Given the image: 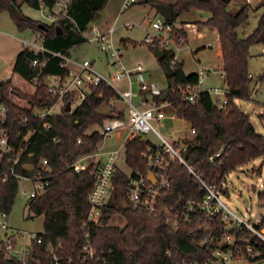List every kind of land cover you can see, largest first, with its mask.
Masks as SVG:
<instances>
[{"label": "trees", "instance_id": "1", "mask_svg": "<svg viewBox=\"0 0 264 264\" xmlns=\"http://www.w3.org/2000/svg\"><path fill=\"white\" fill-rule=\"evenodd\" d=\"M55 1L43 0L48 8L52 7ZM107 1L71 0L67 9L68 18L49 26L25 17L14 0H0V15L8 12L19 30L30 29L38 32L44 38L43 45L46 49L67 55L69 49L87 42L82 34L89 29L91 23L100 19ZM24 2L38 9L37 0ZM144 2L161 4L155 0ZM167 6L172 10V21H176L184 13L197 10L205 18L197 20L194 24L198 25L201 32L215 31L218 36L222 58L221 71L225 76L223 83L228 91V101L223 108L213 104L206 108L202 102L205 95L184 106L179 87L188 83L194 84L197 74H184L183 65L175 60L173 49H162L159 41H153L148 46L152 52L154 48L159 49L164 56L160 63L163 66L167 63L174 70L172 78L166 77L165 90L153 98L157 105L166 103L171 106L176 117L187 122L189 128L194 131L193 135L179 140L175 145L183 144L185 151L182 152V158L185 163L207 184L219 188L228 174L255 159L264 157V138L255 131L249 116L236 103L237 100L252 99V81L247 78L249 48L254 44H261L264 47V15L253 33L242 38L238 30L246 25L250 9L245 1L236 10L231 9L229 4H224L222 0H173ZM56 27H59V34L55 30ZM175 32L185 40L186 33L183 30ZM35 59L40 64L44 60L46 63L41 68L39 85L34 92L11 89L10 81L1 83L3 94L0 102L13 116V125L16 129L20 128L24 119L33 127L40 123L38 119H33L34 108L54 105L56 100L47 93V86L42 79L66 76V70L60 67L59 59L50 55L36 56L23 49L18 53L12 69L13 74L23 84L34 78L39 71V66H31ZM261 82H264V70L257 81ZM114 97L116 95L110 87L100 84L91 89L86 98L71 112H66L63 107L59 114L47 117L45 121L52 126L51 130L44 135L36 134L33 137L30 149L37 157L47 158L54 173L45 195L29 206L30 211L37 216H43L44 219L43 233L38 234V237L44 242H61L63 246L61 255L73 258L70 264H180L208 260L218 241L228 233L235 237L249 238L254 253H259L255 258L247 256L249 262L263 261L264 242L258 238H251L249 231L243 226L234 225L226 229L221 215L215 216L205 227L201 218V228L198 227V222H193L181 223L179 228L174 230L167 225L164 217H150L145 212L134 211L132 208L124 210L123 204L128 203L127 173L121 169H117L113 176L112 198L102 208L104 215L102 224L89 229L92 247L98 254L103 255L94 261L77 259L82 245L86 242V230L82 228V224L88 212V196L94 184V176L93 165L78 174L66 169V164L72 162L68 156L69 142L74 140L79 155L94 153L96 145L103 137L99 131L87 134L86 129L91 125L101 127L102 122L110 117H125L122 112L114 113L112 106L109 115L98 117L94 114L98 107L104 102L109 104ZM68 101H71V97L66 99V102ZM53 137H58L60 142L53 144L51 142ZM78 139L81 140L80 144H77ZM151 142L148 137H136L125 143L124 166L128 171H139L143 174L146 172L143 153ZM217 153L220 154L219 157H215ZM168 176L170 186L161 195L162 211L174 207L179 200L200 199L203 196L197 181L178 161L170 165ZM0 194L1 209L9 213L16 196L15 183L9 181L8 184L0 186ZM257 198L264 206V191L260 192ZM115 214L123 217V226L108 225L110 217ZM208 231L211 232L212 239L205 243ZM0 264L20 263L5 259L1 249Z\"/></svg>", "mask_w": 264, "mask_h": 264}, {"label": "built area", "instance_id": "2", "mask_svg": "<svg viewBox=\"0 0 264 264\" xmlns=\"http://www.w3.org/2000/svg\"><path fill=\"white\" fill-rule=\"evenodd\" d=\"M70 1L56 0L50 8L44 5L43 0H37V4L42 17L52 25L63 18H68L67 9ZM143 1L123 0L120 13L129 9L134 3ZM244 1L250 5L249 0ZM157 14L159 13L157 12ZM130 27L131 25H127V28ZM150 27L155 33L163 34L162 37L165 40L161 42L159 39L162 49H172L168 47L170 43L177 47V45L184 42L175 32L178 28L166 22L164 18L163 22L159 20L154 21L153 19ZM89 30L93 38H88L86 35V32ZM87 31L82 36L87 42L94 41L98 43L101 51L105 53L107 74L95 71L93 64L88 61L76 62L62 52H52L46 49L43 45L44 38L38 32H34L37 34L34 41H20L25 50L32 52L36 56L50 55L59 59L60 67L66 70V76L64 78L45 77L54 80V83H45V85L47 86V93L54 97L56 101L50 107L33 109V119L35 118L40 121L34 127L30 125L27 119H24L20 124V128L16 129L13 125V116L0 102V186L13 181L15 183V195L19 192L27 200L28 207L38 198L44 196L54 177V173L48 159L37 157L35 152L30 149L33 137L36 134L44 135L51 130L52 126L45 121L47 117L59 114L61 109L66 107L67 103H69L71 112L86 98L91 89L98 87L100 84H105L125 104L126 114L124 118L110 117L105 119L100 127V135L103 138H110L119 130H127L128 136L125 139V143L133 138L148 137L149 135L156 137L159 142L158 144L151 142L143 153L147 169L144 174L139 171H129L127 173L126 197L128 203L126 204L129 206V209L132 208L134 211L145 212L150 217H164L167 225L174 230H177L181 223L187 224L193 222H198V227L201 228V218L205 223L203 227H205L207 222L211 223L215 216L221 215L226 229L234 225L243 226L249 231L251 238H258L264 242V231L262 230L264 227V206H261L262 215L252 224L234 215L222 203L217 194L223 189V185L217 188L214 185L207 184L183 160L182 152L185 151V146L181 143L175 145L176 142H170L159 132L158 127L163 126V123L167 120V116L163 111V105L168 104L162 103L157 105L153 96L158 94L153 90L150 91L149 86L143 82H138L137 94L132 92L133 76L140 74L142 68L140 65H137L133 69L127 70L122 66L121 57L123 50L116 47L111 40L113 29L110 28L103 33L95 23H91ZM153 41H155L154 35L147 34L145 43L149 44ZM45 63L46 61L44 60L40 64L37 59L31 62L32 67L39 66L36 76L29 82H24L31 89V92H34L37 85H39L38 78L41 75V68ZM196 74L197 80L194 84L188 83L179 87L183 105L187 106L196 99H200L203 95H212L215 97L213 105L223 108L228 101V91L223 83L225 78L224 73L221 70L220 72L210 73L209 70L200 69ZM212 75L222 82L221 86L207 85L205 83V79ZM247 78L251 81L253 80L250 72ZM121 80L126 81L127 85V89L123 91H120L115 86V82ZM256 87L252 90L251 97L255 93ZM140 93L149 94L150 99L146 100L145 97L140 99L138 104H135L132 98L134 95H139ZM69 97H71V101L66 102V99ZM58 102L63 104L59 110L55 109ZM189 132L190 135L194 134L192 129H189ZM51 142L58 144L60 139L53 137ZM80 143L81 140L78 139L77 144ZM219 155L217 153L215 157H219ZM120 161L124 164V154L121 157L119 150L106 153L96 151L91 155L83 156L77 154L70 164H66V169H70L77 174L84 171L88 166L93 165L94 184L88 196L89 208L82 224V228L86 230V242L82 245L77 255V259L81 261H94L103 255V253L98 254L92 247L89 229L92 226L102 224L104 218L102 208L112 198L113 176L116 170L120 168ZM176 161L182 164L194 177L203 196L200 199L188 198L179 200L174 207H169L162 211L160 209L161 195L170 186L168 169ZM27 166L31 167L30 172L25 171ZM147 172L153 175L154 184L148 182ZM7 220L8 212L1 209L0 194V231L4 233V240L1 245L5 259L16 260L20 264H70L72 262V257L61 255L63 248L61 242H44L41 237H38V234L13 230L9 227ZM208 233L209 235L204 239L205 243L212 239L211 232L208 231ZM223 247L226 248L223 249ZM110 253L109 251L108 254ZM167 255L169 256V253ZM247 256L251 258L259 256V253H254L252 246L249 244V238L235 237L226 233L218 241L217 247L211 252V258L202 262L190 261L181 262L180 264H255V262H249Z\"/></svg>", "mask_w": 264, "mask_h": 264}, {"label": "rangeland", "instance_id": "3", "mask_svg": "<svg viewBox=\"0 0 264 264\" xmlns=\"http://www.w3.org/2000/svg\"><path fill=\"white\" fill-rule=\"evenodd\" d=\"M19 6L21 13L41 24L51 25L46 21L39 9H34L24 2V0H14ZM173 0H155L157 3L170 4ZM250 9L247 23L240 28L239 35L242 38L249 36L257 28L260 18L264 15V0H249ZM123 0H108L98 21L94 22L99 29H113L111 40L116 47L123 50L121 57L122 66L131 70L140 65L142 71L140 74L133 76L132 92L137 94L138 82H143L149 86L150 91L156 94L162 93L167 87V80L164 66L156 59L153 52L145 44L147 34H152L155 41H164L163 34L155 33L151 30L150 23L159 20L163 22V18L157 14L151 2H137L122 13L120 8ZM244 4V0H230L229 7L231 9H239ZM205 18L197 10L182 14L176 21L171 24L183 30L186 33L187 42L174 46L168 44L176 53V58L183 65V71L186 73H198L200 69L212 72H220L222 68V58L220 56L218 36L215 32L202 34L198 25L184 24L179 26L182 21H196V19ZM127 25H131L127 28ZM88 38H93L90 30L86 32ZM160 35V36H158ZM37 34L30 29L19 30L8 12L0 15V82H11V89L30 91L21 80L13 74L12 69L18 53L24 47L21 40L34 41ZM159 41V42H160ZM185 41V40H183ZM123 42V43H122ZM184 43V44H183ZM181 45V46H180ZM176 47V48H175ZM249 72L253 76L251 89L256 91L253 93L251 100H237V105L242 111L249 116L250 122L255 131L264 138V82L257 83L260 75L264 70L263 46L254 44L249 48ZM67 55L76 62L88 61L93 64L95 71L103 74L108 73L106 66L107 59L105 53L101 51L100 45L94 41H89L69 49ZM43 83H54L53 79L43 78ZM207 85L213 84L221 86L222 82L212 75L205 79ZM115 86L123 91L127 89L126 81L121 80L115 82ZM10 89V90H11ZM147 93L134 95L132 100L138 104L140 99L145 98ZM221 98V97H220ZM15 102H17L15 100ZM215 103V97L205 95L203 97V105L209 108V104ZM22 104V103H21ZM110 106L114 108V113L122 112L126 114L125 104L117 97L111 99ZM63 104L58 102L55 109L59 110ZM163 111L167 116V120L163 126H159L158 130L163 137L170 142H178L188 137L190 133L186 132V127L179 119L169 121L170 114L173 113L172 108L163 105ZM99 131L100 127L91 125L86 129V133ZM128 136L127 130H119L112 137H104L97 145L95 152L106 153L119 150L121 157L124 154V143ZM148 138L155 144H158L156 137L149 135ZM93 154V153H92ZM91 155V154H90ZM91 162V161H90ZM119 169L125 173H129L128 169L120 161ZM223 189L218 192V196L222 203L237 217L247 223H255L262 215V204L258 201V194L264 191V158L260 157L239 168L237 171L226 176L223 182ZM43 216H37L29 210L27 200L17 192L14 202L8 213V224L13 230L24 231L29 234L43 233ZM232 220V219H231ZM124 219L119 214L110 217L108 225L123 226ZM264 231V227L262 228ZM4 233L0 231V250L2 249V241ZM255 264H264V260Z\"/></svg>", "mask_w": 264, "mask_h": 264}, {"label": "water", "instance_id": "4", "mask_svg": "<svg viewBox=\"0 0 264 264\" xmlns=\"http://www.w3.org/2000/svg\"><path fill=\"white\" fill-rule=\"evenodd\" d=\"M222 2L224 4H229L230 0H222ZM153 8L155 9L156 12H158L165 19L166 22H168V23L172 22L173 15H172V10H171V8L169 6L164 5V4H154ZM55 30L59 34V27H56ZM153 54H154V56L156 57V59L159 62L163 61L164 56H163L162 52L159 49L154 48L153 49ZM164 69H165V75H166L167 78H172L174 76V70L171 68V66L169 64L165 63L164 64ZM2 94L3 93H2L1 82H0V96H2ZM149 99H150V95L147 94L146 95V100H149ZM65 111L66 112H70L69 103L66 104ZM111 111H112V109H111L110 105L108 104V102H104L102 104V106L98 107L94 111V114L96 116H98V117H103V116L111 114ZM77 154H78V149H77V147H76V145L74 143V140H70L68 156H69V158L71 160H74L75 157L77 156ZM30 170H31L30 166H27L25 168L26 172H30ZM147 180H148L149 183L154 184V178H153V175L150 172H147ZM123 209L124 210H129V206L126 203H124L123 204ZM252 238H254V237H252Z\"/></svg>", "mask_w": 264, "mask_h": 264}, {"label": "crops", "instance_id": "5", "mask_svg": "<svg viewBox=\"0 0 264 264\" xmlns=\"http://www.w3.org/2000/svg\"><path fill=\"white\" fill-rule=\"evenodd\" d=\"M173 2V1H172ZM171 4V3H170ZM166 5H169V4H166ZM197 20H204V18H199V19H196V21ZM196 21H193V22H191V21H182L181 22V24L179 25V26H182V25H184V24H192V23H194V22H196ZM101 31V30H100ZM107 30H102L101 32H106ZM210 32H212V31H210ZM213 32H215V31H213ZM206 33H209V32H206ZM202 34H205L204 32H202ZM187 42V39H185V41H184V43H186ZM183 43V44H184ZM181 46V45H180ZM178 47V46H177ZM219 50H220V48H219ZM220 56H221V52H220ZM175 60L177 61V62H179L178 61V59L176 58V53H175ZM184 72V71H183ZM184 74L185 75H189V74H194V73H186V72H184ZM196 74V73H195ZM202 102H203V100H202ZM168 107H171V106H169V105H167ZM172 108V107H171ZM172 111H173V113L172 114H170V118H169V121H173L174 119H178L177 117H176V115H175V111L172 109ZM180 120V119H179ZM183 124H184V126L186 127V132L188 131L189 132V124L187 123V122H184L183 120H180ZM190 133V132H189Z\"/></svg>", "mask_w": 264, "mask_h": 264}]
</instances>
